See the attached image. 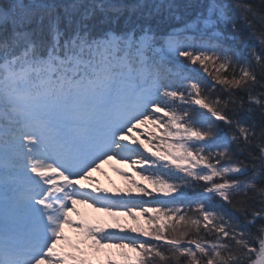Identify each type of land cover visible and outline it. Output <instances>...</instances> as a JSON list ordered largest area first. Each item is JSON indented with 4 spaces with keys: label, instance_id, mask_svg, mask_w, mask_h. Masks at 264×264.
<instances>
[{
    "label": "snow or ice",
    "instance_id": "snow-or-ice-1",
    "mask_svg": "<svg viewBox=\"0 0 264 264\" xmlns=\"http://www.w3.org/2000/svg\"><path fill=\"white\" fill-rule=\"evenodd\" d=\"M0 264H264V0H0Z\"/></svg>",
    "mask_w": 264,
    "mask_h": 264
},
{
    "label": "rangeland",
    "instance_id": "rangeland-1",
    "mask_svg": "<svg viewBox=\"0 0 264 264\" xmlns=\"http://www.w3.org/2000/svg\"><path fill=\"white\" fill-rule=\"evenodd\" d=\"M104 172L106 173L105 175H101V173L97 172L94 173V175H96L101 183L103 184V186L105 187H111V185L108 183V180L110 179L116 186L119 187H124L125 186V182L122 176H120L119 174H117L115 171H113L108 165H102ZM122 168L127 170V166L126 165H121ZM86 211L91 214V215H103L102 213H94L92 209H86ZM66 233L68 235H72L71 230L66 229Z\"/></svg>",
    "mask_w": 264,
    "mask_h": 264
}]
</instances>
